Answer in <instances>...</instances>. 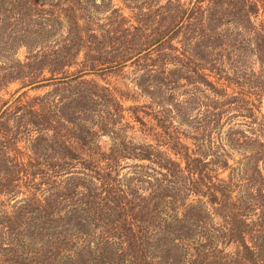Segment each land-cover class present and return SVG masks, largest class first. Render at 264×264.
Here are the masks:
<instances>
[{
  "label": "trees",
  "instance_id": "obj_1",
  "mask_svg": "<svg viewBox=\"0 0 264 264\" xmlns=\"http://www.w3.org/2000/svg\"><path fill=\"white\" fill-rule=\"evenodd\" d=\"M116 1L134 23L113 8L92 33L76 15L92 0H0V90L51 82L62 93L12 109L0 99V264H264V0ZM59 26L46 45L39 36ZM128 62L155 125L139 142L128 126L110 131L98 159V132L122 108L115 89L83 76ZM236 117L247 130L223 131ZM25 134L30 154L16 148ZM126 159L148 162L145 189L114 184ZM64 177L98 186L79 198Z\"/></svg>",
  "mask_w": 264,
  "mask_h": 264
},
{
  "label": "rangeland",
  "instance_id": "obj_2",
  "mask_svg": "<svg viewBox=\"0 0 264 264\" xmlns=\"http://www.w3.org/2000/svg\"><path fill=\"white\" fill-rule=\"evenodd\" d=\"M94 1L95 6H88L85 5V3H77V12L76 15L78 19L80 20V25L85 23L86 20H92L94 23L93 28L94 31L92 33H97L101 27H103L105 24H108L109 21L106 20V17L109 16L110 11L113 8H122L121 3H119L116 0H113L110 5H103L100 0H92ZM82 2V1H81ZM64 8L66 5H63ZM86 7H88L86 9ZM122 15L126 19H130L132 23V12L129 11L126 8H122ZM34 31V29L32 30ZM65 29L63 26H59L56 31L51 32V36H39L44 39H46V45H50L53 43L54 40L60 39L64 36ZM63 34V35H62ZM39 44H36L34 48L38 47ZM26 54L25 47L20 48L17 51V54L14 57H11V60L9 63H7L6 68H13L17 65H15L14 60H19L22 62L24 60V56ZM153 56V55H152ZM1 65V63H0ZM135 66L131 65V63H127L125 67L122 69H116L114 72H104L102 75L92 74V75H84L83 79L86 80H94L98 82L99 85H102L104 87H108L109 89H115V95L118 97V103L121 105L122 110L120 111V115H122L123 119L120 121L117 119V117L114 116V122L112 125H108L106 129V133L98 132V136L96 137L95 141L96 144H98V151L93 150L94 153H98V159L99 154H109L111 149L112 141L110 139V131L114 132H121L119 131L121 128L124 130L122 131L127 136H131L135 139L136 142L142 141L147 137L144 135L145 130L148 127L155 125V120L152 119L151 114L154 112V110L150 109L149 107V100L145 96H139L138 90L135 89L132 85V72ZM72 70V69H71ZM49 76V73L47 71H44L43 74L40 76L39 79L47 78ZM43 83V82H42ZM45 84L36 85V86H27V87H21V83L19 81H14L3 87V89L0 90V99L2 102H7L6 106L11 107V109L14 106H19L21 104H26L30 100H34L36 102V97H42L44 94L49 93L50 98L55 97L58 98L59 96H62V93L59 90H56L58 85H54V83H47ZM35 98V99H33ZM49 98V97H48ZM179 99L182 98L181 95L178 96ZM0 102V105L1 103ZM106 105V104H105ZM104 103L98 102V106L96 110H98V121H100L104 117L103 110L105 109ZM5 106V107H6ZM117 107V106H116ZM114 105L111 106V112L116 113L117 110H120L116 108ZM262 112H264V103H263V109ZM135 117H138L135 118ZM243 119L242 117H236L233 122H229L228 125H223V131H227L229 127L236 129V130H247L245 126L242 125ZM11 124V123H9ZM121 125H125L128 127H121ZM5 126V125H4ZM4 126H0V128H3ZM98 126H100L98 122ZM121 127V128H120ZM158 131V130H157ZM30 132H28V134ZM21 139L17 143L16 148L18 151L24 152L26 154H30V145L28 142H26V139L29 137L27 134L21 135ZM147 141H151L150 138L146 139ZM183 143H187L190 147H193L190 142L182 141ZM100 148V149H99ZM13 155V154H11ZM237 156L235 157V159ZM121 166L118 169V177H115L117 181L114 183L116 186L120 187V189L125 190L126 184H130V189L133 190L135 186L140 187V190L145 189L144 187H147V184L145 181H148V177H144L145 172H147V169H142L139 167L145 166L148 164L147 161L137 160V159H126L125 161H121ZM233 161L229 160V164H232ZM219 177H226L228 174V171L220 173ZM69 183H67L68 191L74 193L75 188H77V192L79 193L77 196H80L79 198H82V195H85L88 190L90 189L94 190L95 186H98L97 179H91V177H64ZM151 178V177H149ZM140 179L142 180V183L140 185L136 184L134 180ZM134 181V182H133ZM139 189V188H138ZM20 191H24V188H21ZM139 191V190H138ZM142 192V191H141ZM22 194H20L21 197ZM73 195V194H71ZM85 197V196H84ZM83 197V199H84ZM4 199L3 196H0V200ZM75 202L76 198L72 197V199L69 201V211H70V218L71 220L73 217L76 216V213L74 212L75 209ZM71 233H75L74 228V222L73 225L70 227ZM100 232V228H98V234Z\"/></svg>",
  "mask_w": 264,
  "mask_h": 264
}]
</instances>
